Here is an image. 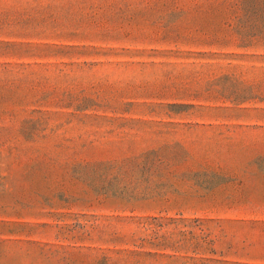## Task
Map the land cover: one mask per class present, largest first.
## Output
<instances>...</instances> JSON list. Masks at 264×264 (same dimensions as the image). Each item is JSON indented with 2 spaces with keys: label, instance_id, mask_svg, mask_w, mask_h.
<instances>
[{
  "label": "rangeland",
  "instance_id": "1",
  "mask_svg": "<svg viewBox=\"0 0 264 264\" xmlns=\"http://www.w3.org/2000/svg\"><path fill=\"white\" fill-rule=\"evenodd\" d=\"M0 264H264V0H0Z\"/></svg>",
  "mask_w": 264,
  "mask_h": 264
}]
</instances>
